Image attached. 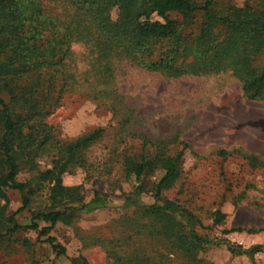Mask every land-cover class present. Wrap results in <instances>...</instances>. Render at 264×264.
Instances as JSON below:
<instances>
[{
    "label": "rangeland",
    "instance_id": "374dc122",
    "mask_svg": "<svg viewBox=\"0 0 264 264\" xmlns=\"http://www.w3.org/2000/svg\"><path fill=\"white\" fill-rule=\"evenodd\" d=\"M39 1L48 15L70 21L73 11L67 0ZM168 15L181 22L177 13ZM151 19L164 21L156 14ZM202 19L197 12L190 25L180 27L176 67L192 61L189 39ZM166 46H157L154 58ZM73 51L71 78L45 118L49 140L36 152L34 169L23 164L18 176L35 191L30 203L21 209L22 194L12 189L0 198V232L11 226L12 214L19 224L38 222L40 228L20 230L0 242V264H251L248 256L230 252L227 243L264 245V165L251 163L252 156L264 162V100L249 99L232 70L174 76L121 56L106 59L84 42L73 44ZM252 64L264 66V51ZM96 129L103 130L102 136L61 177L63 185L81 187L85 203L99 192L106 206L68 209L65 220L41 235L49 223L35 216L54 208L55 183L42 182L40 173L53 167L67 143ZM157 154L180 155L179 178L156 194L152 185L166 174L157 168L143 178L147 190L137 196L134 178L125 172V157L149 160ZM165 199L193 215L202 237L223 242L186 253L145 208ZM49 237L64 251L54 249ZM255 263L264 264V251L256 254Z\"/></svg>",
    "mask_w": 264,
    "mask_h": 264
},
{
    "label": "trees",
    "instance_id": "16d2710c",
    "mask_svg": "<svg viewBox=\"0 0 264 264\" xmlns=\"http://www.w3.org/2000/svg\"><path fill=\"white\" fill-rule=\"evenodd\" d=\"M67 1L73 11L70 21H58L45 13L39 0H0L1 199L6 198L7 189H12L22 194L21 209L30 203L35 191L18 176L23 164L34 169L36 152L49 140L50 126L45 118L59 103L61 92L71 78L69 60L75 43L90 45L106 59L121 56L146 69L174 76L232 70L249 99L264 100V66L257 69L252 64L254 57L264 51V0H247L244 6L220 0ZM197 12H202L203 22L189 39L192 61L176 67L174 61L182 51L180 27L190 25ZM170 13L180 15L181 22L170 19ZM153 14L164 21L152 20ZM164 43L168 48L154 58L156 47ZM102 133V129H96L67 143L53 167L40 173L42 182L55 183L51 189L54 208L39 211L35 216V220L49 223L40 229L41 235H48L57 223L65 220L68 209L91 211L106 206L99 192L85 203L81 187L65 186L61 177L69 163L82 161L83 151ZM179 156L157 154L149 160L125 157V172L134 178L135 194L140 196L147 190L143 178L157 168H163L166 174L151 190L160 194L164 188H170L180 175ZM251 163L255 167L264 165L256 156L251 157ZM61 206L65 209H57ZM145 208L161 224V232L177 239L188 254L205 244L223 242L202 237L196 230L193 215L172 200L165 199L162 204L145 205ZM9 222L11 226L5 233L0 232V242L20 230L40 228L38 222L19 224L14 214ZM47 240L54 249L64 251L53 237ZM227 247L234 254L248 256L251 264H256V254L264 251L263 244L243 248L227 243Z\"/></svg>",
    "mask_w": 264,
    "mask_h": 264
}]
</instances>
